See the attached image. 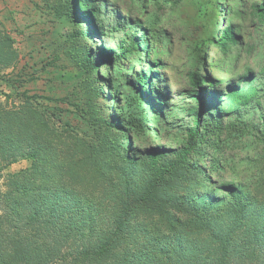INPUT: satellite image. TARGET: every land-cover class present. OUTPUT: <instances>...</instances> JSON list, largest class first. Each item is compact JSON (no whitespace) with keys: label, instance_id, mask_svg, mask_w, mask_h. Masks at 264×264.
Masks as SVG:
<instances>
[{"label":"trees","instance_id":"1","mask_svg":"<svg viewBox=\"0 0 264 264\" xmlns=\"http://www.w3.org/2000/svg\"><path fill=\"white\" fill-rule=\"evenodd\" d=\"M232 1L237 22L229 0H124L139 17L114 12L107 28L112 2L66 0L67 51L88 73L69 103L19 89L0 25V75L15 93L0 92V264H264V88L250 67L226 82L201 72L213 48L224 61L239 52V22L264 26V0ZM181 5L190 66L176 105L159 73L172 44L161 22ZM42 101L72 105L86 128ZM179 113L180 139L162 143ZM249 134L262 158L254 177L227 180L222 142ZM21 159L31 164L3 173Z\"/></svg>","mask_w":264,"mask_h":264},{"label":"rangeland","instance_id":"2","mask_svg":"<svg viewBox=\"0 0 264 264\" xmlns=\"http://www.w3.org/2000/svg\"><path fill=\"white\" fill-rule=\"evenodd\" d=\"M109 1L113 3V6H109L110 10H106L104 14L107 28L114 21L112 14L114 12L125 14L127 9L131 16L139 17L137 11L131 10L124 0ZM228 4L231 6L229 19L237 22V6L232 0H229ZM66 9V0H0V25L12 37V45L18 55L13 77L16 79L18 77L19 89L26 90L29 94L48 95L52 98L63 97L69 103L70 101L77 102L78 97H82L79 85L88 76V73L85 70H79L68 54L66 38L75 27L64 15ZM187 9L186 5L170 10L165 8V18L161 22L172 37V44L170 51L164 52L162 55L165 63L160 68L159 73L163 75V82L168 91V102L176 105H182L188 101L185 73L190 62L187 61L185 51L180 44L179 31V26L183 23V12ZM167 10L169 11L166 13ZM239 23L242 26L240 32L244 42L239 52H233L232 59L224 61L218 51L213 48L207 54L210 71L203 67L201 72L212 74L214 77H222L223 82H226L235 81L247 67H250L255 73H258L259 83L264 88V26L259 23L254 24L250 19ZM114 36L116 35H107L105 40L100 37L91 38L88 43L93 48L95 45H100L98 40L106 43V40L112 41ZM6 70H11V67ZM102 80L100 79L101 82L98 84H102ZM12 90L7 81L1 79L0 75V92H11L14 96L15 93ZM1 99H3L2 95H0ZM98 101L106 104L109 102L103 97L98 98ZM42 102L50 107V112H53L51 107L54 106L70 110L62 114V119L69 121L79 131L86 128L81 118L74 112L72 105L56 101ZM257 114L258 112L247 116L254 118ZM182 116V113L175 115L172 121L174 124H171L174 127H167L164 124L170 128V132H165V134L171 141H163L162 143L172 144L171 142L175 143L176 140L180 139L176 138V134L180 135L179 130L181 128L179 129L175 124L185 122L180 119ZM152 121L157 123L153 118ZM259 149L258 141L254 140L251 134L239 137L227 136L222 142L220 151V158L226 164L224 177L227 180L253 178L254 165L257 166L262 160L258 154ZM203 162L206 164V159ZM30 164L29 159H21L9 165L3 173L16 172ZM2 184L3 180L0 179V187Z\"/></svg>","mask_w":264,"mask_h":264}]
</instances>
